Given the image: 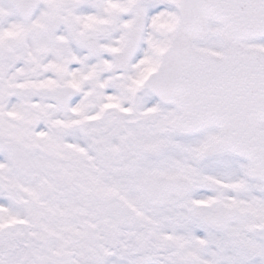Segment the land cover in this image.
<instances>
[{
    "label": "snow or ice",
    "instance_id": "1",
    "mask_svg": "<svg viewBox=\"0 0 264 264\" xmlns=\"http://www.w3.org/2000/svg\"><path fill=\"white\" fill-rule=\"evenodd\" d=\"M0 264H264V0H0Z\"/></svg>",
    "mask_w": 264,
    "mask_h": 264
}]
</instances>
